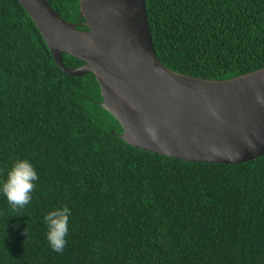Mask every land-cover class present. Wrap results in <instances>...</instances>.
<instances>
[{
  "label": "trees",
  "instance_id": "trees-1",
  "mask_svg": "<svg viewBox=\"0 0 264 264\" xmlns=\"http://www.w3.org/2000/svg\"><path fill=\"white\" fill-rule=\"evenodd\" d=\"M47 1L87 28L79 0ZM144 2L168 68L225 79L264 66V0ZM101 100L92 72L60 69L23 5L0 0V186L19 159L39 177L19 211L0 192V264H264V154L221 163L138 148ZM64 206L57 253L43 217Z\"/></svg>",
  "mask_w": 264,
  "mask_h": 264
},
{
  "label": "water",
  "instance_id": "water-1",
  "mask_svg": "<svg viewBox=\"0 0 264 264\" xmlns=\"http://www.w3.org/2000/svg\"><path fill=\"white\" fill-rule=\"evenodd\" d=\"M18 1L60 69L94 74L100 105L125 142L189 161L237 163L264 154V66L225 79L168 68L155 52L144 0H79L87 28L47 0ZM63 52L83 63L66 66Z\"/></svg>",
  "mask_w": 264,
  "mask_h": 264
},
{
  "label": "clouds",
  "instance_id": "clouds-1",
  "mask_svg": "<svg viewBox=\"0 0 264 264\" xmlns=\"http://www.w3.org/2000/svg\"><path fill=\"white\" fill-rule=\"evenodd\" d=\"M38 178L36 169L28 159H19L12 164L0 186V192L5 195L14 211L23 209L31 202L34 182ZM70 215L71 209L64 206L49 211L43 217L48 228L47 240L52 250L57 253H62L66 246Z\"/></svg>",
  "mask_w": 264,
  "mask_h": 264
}]
</instances>
